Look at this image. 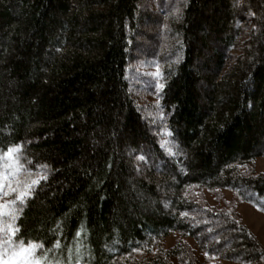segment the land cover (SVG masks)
<instances>
[{
	"label": "trees",
	"instance_id": "trees-1",
	"mask_svg": "<svg viewBox=\"0 0 264 264\" xmlns=\"http://www.w3.org/2000/svg\"><path fill=\"white\" fill-rule=\"evenodd\" d=\"M148 1L0 0V153L40 179L14 239L43 264H264L236 208L264 212V0Z\"/></svg>",
	"mask_w": 264,
	"mask_h": 264
},
{
	"label": "rangeland",
	"instance_id": "rangeland-1",
	"mask_svg": "<svg viewBox=\"0 0 264 264\" xmlns=\"http://www.w3.org/2000/svg\"><path fill=\"white\" fill-rule=\"evenodd\" d=\"M157 1L162 0H149L147 2L148 6L147 9L152 12V14H158V5ZM170 0H166L165 3H168ZM150 3V5H149ZM179 3V0L178 2ZM161 22V21H160ZM156 22H148L144 25L145 29V37L143 38V48L142 51L139 50L136 54L138 55L139 59L134 63V68L132 72L131 77V83L136 87L137 93H142L144 90L145 84L138 80V78L135 76L137 74L140 77V74H143L146 77H153L156 76L158 73L159 67L156 66L152 60H149L151 58V55L153 54L155 48L157 47L158 41L161 38V27L162 23ZM143 76V77H144ZM149 118H152L155 124H157L158 119L156 118V113H149ZM7 152V151H6ZM0 153V175L7 174L9 179L6 181L8 187L5 189V192L8 194L0 196V203L2 204H9L11 207L8 209L9 212H11L13 215H18V212H20L21 203L17 201L16 196L18 195V192L21 190H27L29 186V182L33 180L34 177L30 176L29 172L25 171L22 167V165L19 164V161L16 156V163L12 166L11 170L9 169V161H7L6 158H4V154L6 153ZM255 171L257 173H264V156H260L255 160L254 163ZM15 187L17 189V192L12 193L9 192V189ZM221 196H223L225 199L231 198V193L228 190L222 191L220 193ZM209 200H213L209 195L207 196ZM236 208L238 213L240 214L243 222L250 228V230L255 234V236L258 238V240L264 245V212L258 207L254 206L248 202H237ZM13 220L11 216L5 215L0 216V226H3L4 228H7L8 224H13ZM15 226V224H14ZM16 227V226H15ZM14 240L17 242L13 236L5 235L4 233H0V264H3L4 260L11 259V247L8 245L9 240ZM179 238L175 235H170L166 237L165 241L161 245V251L165 254L166 251L170 250L173 247H176L179 245L178 241ZM191 242V245L193 246V250L197 252L199 255L200 252L197 249V244L193 240H189ZM19 243V242H17ZM35 244V243H31ZM25 246L30 244H24ZM37 245V244H36ZM156 249V248H155ZM37 250V249H36ZM197 250V251H196ZM142 254L141 252H138ZM153 253H155L153 251ZM196 254V255H197ZM35 257H36V251H35ZM198 261H201V264H239V263H233V262H222L215 259L208 260L206 256L200 255L198 258ZM188 262V261H187ZM171 264H186L182 261H180L178 258H174L171 262Z\"/></svg>",
	"mask_w": 264,
	"mask_h": 264
},
{
	"label": "snow or ice",
	"instance_id": "snow-or-ice-1",
	"mask_svg": "<svg viewBox=\"0 0 264 264\" xmlns=\"http://www.w3.org/2000/svg\"><path fill=\"white\" fill-rule=\"evenodd\" d=\"M163 87V85H161ZM171 134V133H169ZM22 150L21 146H17L15 148H9L7 152L4 154V158L9 161V169L11 170L12 166L16 163V154L19 153ZM2 159V158H0ZM143 159V157H141ZM45 177H41V179H44ZM9 179L8 175L2 174L0 175V196L8 194L5 192V189L8 187L6 181ZM40 183V179L32 180L29 182L28 189L21 190L18 192V195L16 196L17 201L20 203L26 202L27 198H31V189L35 186H38ZM9 192L15 193L17 192V189L15 187H12L9 189ZM11 207L9 204H2L0 203V216H11L13 222L17 219L15 215H13L11 212L8 211V209ZM18 229L13 224H8L7 228H4L3 226H0V233H4L8 236H15ZM8 245L11 247V259L4 260L3 264H43V261L40 259H37L35 257V251L38 247H42V245H36V244H30L25 246L23 241H20L19 243L15 242L14 240H9Z\"/></svg>",
	"mask_w": 264,
	"mask_h": 264
}]
</instances>
